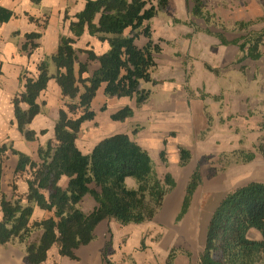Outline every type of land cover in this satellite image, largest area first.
I'll return each instance as SVG.
<instances>
[{
	"label": "trees",
	"instance_id": "16d2710c",
	"mask_svg": "<svg viewBox=\"0 0 264 264\" xmlns=\"http://www.w3.org/2000/svg\"><path fill=\"white\" fill-rule=\"evenodd\" d=\"M41 1L32 0L35 5ZM81 1L83 7L79 11L70 15L66 9L61 16L60 23L68 32L60 33L58 46L52 53L44 52L41 42L50 15L35 17L26 13L37 28L23 34L20 50L35 69L31 71L26 66L22 71L20 90L12 100L17 129L25 141L37 140L38 133L32 124L42 112L41 98L51 80L59 87L62 102L53 137L38 145L37 158L12 144L0 146V246L16 240L27 242L26 264L44 263L54 245L61 256L78 260L76 250L96 239V228L102 221L115 220L121 225L152 221L166 195L176 186L171 173L164 179L158 175L150 151L127 132L106 136L89 151L78 145L83 125L96 117L92 106L102 85L106 97L135 99L137 107L149 99L150 91L142 89L141 84L158 83L152 71L157 66L155 53L162 50L153 40L149 21L156 16V6L165 9L169 0ZM192 1V17L209 22L211 13L205 11L204 0ZM14 16V11L0 5V25ZM191 24L198 30L196 24ZM250 25V22H238V29L247 33L232 40L220 32H205L223 45H237L242 53L240 62L258 60L263 56L264 30H251ZM20 34L14 32V36ZM142 35L147 43L139 47L136 41ZM89 37L105 43V51L99 54L94 48L78 46ZM82 51L86 52L87 60H82ZM91 61L97 62V68L90 70ZM134 114L133 107L125 105L111 118L125 121ZM7 151L17 156L16 173H29L22 195L14 193L8 197L3 192ZM165 153V150L160 153L164 161ZM240 156L244 162H251L255 152H240ZM191 158V151L180 147L181 164H188ZM128 177L136 181L135 188L127 185ZM64 178L67 180L62 184ZM201 184L202 174L197 167L187 182L176 222L188 213ZM87 196L96 202L89 212L81 208ZM42 213L46 215L36 219ZM35 230L41 231L39 239L29 241ZM252 230L261 237H250ZM111 245L110 240L102 249L107 264H113L108 259ZM175 259L174 253H170L167 264H175ZM199 261L200 264H264V182L250 181L222 198L210 217Z\"/></svg>",
	"mask_w": 264,
	"mask_h": 264
},
{
	"label": "rangeland",
	"instance_id": "374dc122",
	"mask_svg": "<svg viewBox=\"0 0 264 264\" xmlns=\"http://www.w3.org/2000/svg\"><path fill=\"white\" fill-rule=\"evenodd\" d=\"M204 2L205 11L211 13L209 22L192 17V0H169L165 9L156 6V16L149 25L154 42L162 50L155 53L157 66L152 71L158 83L141 84L142 89L150 91L149 99L137 107L135 99L106 97L102 85L92 106L96 117L83 125L78 138L80 148L89 151L106 136L129 133L150 151L162 179L167 173L172 174L175 188L166 195L152 221L121 225L115 220H106L98 230L104 239L98 252L102 257L100 263L95 261L93 252L87 254L86 247L82 248L83 255L76 254L78 260H71L61 256L58 246L54 245L42 264H107L102 249L110 240L108 259L113 264H167L172 252L176 256L175 264H200L207 226L222 198L250 181L264 182V45L260 59L240 62L242 53L237 45H223L205 32H220L232 40L247 33L238 29L240 21L250 22L251 30H264V0ZM192 22L198 30L192 27ZM87 40H82L78 46L94 48L99 54L105 51V43L94 37ZM136 43L142 47L147 38L142 35ZM80 55L87 60L85 51ZM1 63L3 61H0V89L8 96L0 106V146L6 143L22 151L28 148V153L37 158L38 145L53 137L62 104L60 96L56 95L57 84L51 80L54 81L48 86L51 90L48 88L42 95L44 106L32 125L38 133L37 140L25 141L17 129L12 104L20 90L18 83L23 69L14 74ZM97 65L96 61H91L90 70ZM28 68L33 71L35 65L29 63ZM125 105L133 107L134 116L125 121L112 120L111 115ZM158 123L166 126L156 128L160 126ZM42 130H46V134H42ZM180 147L191 151L192 158L186 165L180 162ZM162 150L166 151V161L160 157ZM250 151L255 152L254 160L244 162L240 152ZM15 167L16 156L7 151L3 192L8 197L14 193L22 195L29 177L27 172L17 174ZM197 167L202 174V184L186 216L176 222L187 182ZM66 180L61 183L65 184ZM126 183L129 187L137 186L131 177ZM85 198L81 208L89 212L96 202L90 196ZM1 215L0 210V219ZM37 215L36 219H41L46 214ZM40 235L41 231L35 230L29 241L38 240ZM250 237L260 238L261 235L252 230ZM26 244L16 240L0 246V264H26Z\"/></svg>",
	"mask_w": 264,
	"mask_h": 264
},
{
	"label": "crops",
	"instance_id": "0c3cea01",
	"mask_svg": "<svg viewBox=\"0 0 264 264\" xmlns=\"http://www.w3.org/2000/svg\"><path fill=\"white\" fill-rule=\"evenodd\" d=\"M0 5L14 11L15 13V16L12 19H10L7 23L0 25V61H3V63H1L4 66L3 68L6 67L8 70L12 72L14 71V74L15 73L19 74L22 69L24 70L26 66L27 67L29 66L28 59L26 58L25 54L20 50L21 44L23 43L24 40L23 34L25 32L35 31L37 28L36 24L28 19L26 13L30 15H34L35 17H40L44 13H48L50 15L49 24L44 30L41 42H42V49L44 50V52L52 53L56 50L58 46L60 33L68 32L67 29H65L64 24L62 25V23H60L61 16L66 11V9H68L70 15L79 11L83 7V2L81 0H42L39 5H35L32 2V0H0ZM16 31H20L21 34L18 36H14V32ZM52 82L54 81H50V84H52ZM18 86L21 87L20 81L18 83ZM48 88L51 90V87ZM55 91L57 93L56 95H58L59 97L60 89L58 86H56ZM7 96L8 94L2 93L0 89V106L4 104ZM40 115L41 113L38 116ZM57 118H58V114L56 120ZM158 125L160 126L156 128H160L162 126L161 123H158ZM164 126H162L161 128H163ZM151 127L154 128V124ZM25 152L28 153V148L27 151ZM16 164H17V156H16ZM130 187L133 188L135 186L133 184L130 185ZM2 189H3V181H2ZM105 221H102L97 226L96 239L92 241L90 244L82 246L79 249H77L76 254L81 252L83 255L84 251L82 248L86 247L88 248L87 254L88 252L89 253L93 252L95 255L94 256L95 261L98 263L101 262L100 259L102 257L98 255V252L103 246L104 239L103 236H99L98 230L102 227V224ZM99 238L102 239L100 242L97 241V239ZM114 246L116 248L115 242H114Z\"/></svg>",
	"mask_w": 264,
	"mask_h": 264
}]
</instances>
